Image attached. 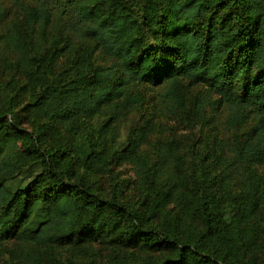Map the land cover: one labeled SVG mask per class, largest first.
I'll return each mask as SVG.
<instances>
[{"label": "trees", "instance_id": "trees-1", "mask_svg": "<svg viewBox=\"0 0 264 264\" xmlns=\"http://www.w3.org/2000/svg\"><path fill=\"white\" fill-rule=\"evenodd\" d=\"M5 253L264 264V0H0Z\"/></svg>", "mask_w": 264, "mask_h": 264}, {"label": "rangeland", "instance_id": "rangeland-1", "mask_svg": "<svg viewBox=\"0 0 264 264\" xmlns=\"http://www.w3.org/2000/svg\"><path fill=\"white\" fill-rule=\"evenodd\" d=\"M122 128H123V134H125L126 131H125V126H124V124L122 125ZM119 170H120V173H121L122 177H132L133 174H134V169H133V166H132V164H131L130 162H125V163H123L122 165H120V166H119ZM19 178H22V180L25 181L26 178H27V173H24V174H23L21 177H19ZM16 183H17V182H16ZM124 194H125L129 199H132V198L135 197V191L133 192V191H131L130 189H126V191L124 192ZM96 246H98L99 248H100V247H103V248H106V247H107L106 244H101V245L97 244ZM9 248H10V250H11L12 253H16V251L20 250V246H19L17 243H15L14 241H13L12 243L9 244ZM105 252H107V251H106V250L103 251V254H104V255L106 254ZM67 253H68V251L65 252V255H66ZM13 255H14V254H13ZM10 258H11V254H9V253H5V254L2 256V258L0 259V264H9V260H10ZM58 258H59L58 261H61V259H62V255H58ZM44 259H45V257H44ZM45 260H47V261L49 262V264H51L50 261H49L48 259H45Z\"/></svg>", "mask_w": 264, "mask_h": 264}]
</instances>
